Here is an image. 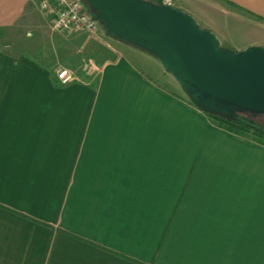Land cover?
I'll use <instances>...</instances> for the list:
<instances>
[{
    "label": "crops",
    "instance_id": "0c3cea01",
    "mask_svg": "<svg viewBox=\"0 0 264 264\" xmlns=\"http://www.w3.org/2000/svg\"><path fill=\"white\" fill-rule=\"evenodd\" d=\"M39 4L0 0V264H264V145L154 56L98 23L55 32ZM172 8L224 50H264V0Z\"/></svg>",
    "mask_w": 264,
    "mask_h": 264
},
{
    "label": "water",
    "instance_id": "95a60500",
    "mask_svg": "<svg viewBox=\"0 0 264 264\" xmlns=\"http://www.w3.org/2000/svg\"><path fill=\"white\" fill-rule=\"evenodd\" d=\"M82 1L107 37L154 56L200 112L264 115L262 48L224 50L191 16L152 0Z\"/></svg>",
    "mask_w": 264,
    "mask_h": 264
},
{
    "label": "built area",
    "instance_id": "2783aa9c",
    "mask_svg": "<svg viewBox=\"0 0 264 264\" xmlns=\"http://www.w3.org/2000/svg\"><path fill=\"white\" fill-rule=\"evenodd\" d=\"M159 2L171 8L173 0H159ZM39 3L41 14L48 17L50 28L55 32L84 29L94 33L96 30L93 15L80 0H39ZM55 78L63 86L71 85L75 80L69 69L64 67L55 73Z\"/></svg>",
    "mask_w": 264,
    "mask_h": 264
},
{
    "label": "trees",
    "instance_id": "16d2710c",
    "mask_svg": "<svg viewBox=\"0 0 264 264\" xmlns=\"http://www.w3.org/2000/svg\"><path fill=\"white\" fill-rule=\"evenodd\" d=\"M82 2H84V1H82ZM155 2L157 4L160 3L159 1L158 2L155 1ZM85 6H87L86 3H85ZM88 8L89 7L87 6L86 9H88ZM93 17H94V15H93ZM203 113L210 119V121L214 125H217L219 128L224 129L227 134L230 133V134L236 135L238 137H241L242 135H249V136H252V138L255 139L258 143H261L262 145H264V133L261 132L260 130L255 129V128L252 129L251 126L249 125V123H247L245 120H242V119L240 120L239 118L233 119V120H229V119L226 120L224 117H220L218 115H212V113H208V112H203ZM59 206H60V204H59ZM59 206H58V208H59ZM58 211H59V209H58ZM58 211H57V215H58Z\"/></svg>",
    "mask_w": 264,
    "mask_h": 264
},
{
    "label": "flooded vegetation",
    "instance_id": "af4514ba",
    "mask_svg": "<svg viewBox=\"0 0 264 264\" xmlns=\"http://www.w3.org/2000/svg\"><path fill=\"white\" fill-rule=\"evenodd\" d=\"M241 120H245L252 129L260 130L264 133V115L263 114H251L247 112H243L241 116L239 117Z\"/></svg>",
    "mask_w": 264,
    "mask_h": 264
},
{
    "label": "rangeland",
    "instance_id": "374dc122",
    "mask_svg": "<svg viewBox=\"0 0 264 264\" xmlns=\"http://www.w3.org/2000/svg\"><path fill=\"white\" fill-rule=\"evenodd\" d=\"M37 10H38V13L41 14L40 11H39L40 9L38 8ZM197 26L199 27V25H197ZM230 40H232V42H234L235 44H238L239 42L243 41V38H241L239 34H237V35L235 34V35H229V37L227 38L226 42H228ZM218 46L222 47L220 44H218ZM60 68H62V67H59L58 70ZM58 70L56 71V73L58 72Z\"/></svg>",
    "mask_w": 264,
    "mask_h": 264
}]
</instances>
